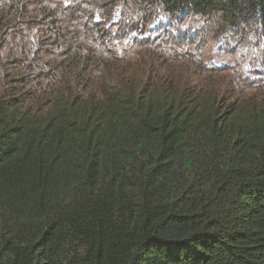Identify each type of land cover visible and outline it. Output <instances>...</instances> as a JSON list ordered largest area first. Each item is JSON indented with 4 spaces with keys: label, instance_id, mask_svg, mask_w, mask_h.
<instances>
[{
    "label": "trees",
    "instance_id": "obj_1",
    "mask_svg": "<svg viewBox=\"0 0 264 264\" xmlns=\"http://www.w3.org/2000/svg\"><path fill=\"white\" fill-rule=\"evenodd\" d=\"M122 7L264 39V0ZM2 18L0 32L13 21ZM75 53L44 98L34 73L0 76V264H264V97L124 69L85 93L89 56Z\"/></svg>",
    "mask_w": 264,
    "mask_h": 264
},
{
    "label": "rangeland",
    "instance_id": "obj_2",
    "mask_svg": "<svg viewBox=\"0 0 264 264\" xmlns=\"http://www.w3.org/2000/svg\"><path fill=\"white\" fill-rule=\"evenodd\" d=\"M127 1L137 0H0L2 19H13L0 32V76L9 78L17 75L16 70L21 74L18 77L34 73L28 77L30 86L44 98L69 80L55 64L69 51L79 55L81 49L89 56L90 79L81 87L85 93L94 88L99 91L108 78L115 82L124 69L150 83L171 77L199 81L203 87L210 83L216 90L245 98L264 97L263 38L261 43L252 37L239 44L227 33L221 36L222 28L202 25L203 18L192 17L188 21L197 22L187 29L200 37L185 44L172 38L176 28L159 30L153 16L124 15L118 7ZM51 20H59L61 38L51 32ZM140 20L145 21L144 28H138ZM186 26L179 24L178 28ZM99 63L103 65L100 73ZM43 72L49 77L43 81L48 84L45 90L40 87L39 74Z\"/></svg>",
    "mask_w": 264,
    "mask_h": 264
},
{
    "label": "clouds",
    "instance_id": "obj_3",
    "mask_svg": "<svg viewBox=\"0 0 264 264\" xmlns=\"http://www.w3.org/2000/svg\"><path fill=\"white\" fill-rule=\"evenodd\" d=\"M106 1H108V0H106ZM128 2H131V1H127V2H124V3H128ZM132 2H135V1H132ZM123 3V4H124ZM121 6V5H120ZM119 6V7H120ZM118 7V9H120L121 11H124V15H127V16H130V15H128V14H130V13H132V14H134L136 17H137V13L138 12H136V13H134V12H130V10H129V8H126V7H122V8H119ZM139 16H141V15H139ZM132 17H134V16H132ZM138 18V17H137ZM166 18H167V16H165L164 15V13H162V12H160V13H156L155 14V16L153 15V18H152V20H153V22H154V24L155 25H158V29L159 30H174L175 28H176V31H174V33H176V34H178L177 32L178 31H180V32H192V33H194V32H196V31H191V30H188L187 28H188V25L190 24V23H193V22H197V21H188V19H182L180 22H179V24H185V23H187V26L186 27H179L178 28V25L179 24H177V25H175V23L173 24V26H171V27H166L165 26V20H166ZM190 18H192V17H190ZM194 18H201V17H194ZM140 23H142L143 22V20H140L139 21ZM202 24H203V22H202ZM141 28H144V26H141ZM197 33V32H196ZM175 34V35H176ZM174 35V36H175ZM197 35V34H196ZM197 38H198V36H196ZM178 41V40H177ZM179 41H181V40H179ZM189 41V40H188ZM182 42V41H181ZM187 42V41H186ZM186 42H183V43H185V44H188V43H186ZM101 65H102V63H100ZM103 66V65H102Z\"/></svg>",
    "mask_w": 264,
    "mask_h": 264
}]
</instances>
